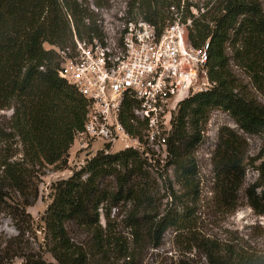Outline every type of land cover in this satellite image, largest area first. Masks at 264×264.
Returning <instances> with one entry per match:
<instances>
[{
	"label": "trees",
	"instance_id": "obj_1",
	"mask_svg": "<svg viewBox=\"0 0 264 264\" xmlns=\"http://www.w3.org/2000/svg\"><path fill=\"white\" fill-rule=\"evenodd\" d=\"M180 0H133L129 12L156 23L166 19L169 7ZM110 7V0H0V111H12L8 126L0 124V151H10L17 140L22 159L10 162L1 157L3 188L15 189L23 197L37 196L30 186L31 170L45 166H67L69 152L77 134L82 132L87 114V101L59 76L60 58L53 49H65L74 42V32L80 40L95 33L100 35V15L92 9ZM188 2L185 17L192 16ZM206 12L195 19L190 40L195 48L210 39L209 77L214 89L191 96L180 104L172 118L169 138L168 166L174 167L182 186L193 200H198L200 184L193 158L203 142V129L212 111L227 112L241 131L249 135H264V106L261 105L235 76L231 61L249 75L253 86L264 95V9L258 0H210ZM231 48L232 57L227 53ZM123 119L127 130L140 134ZM247 142L234 130L223 128L213 156L216 195L221 206L235 210L238 192L246 177ZM264 154V153H263ZM148 161L138 151L115 154L104 151L90 159L84 167L53 186V201L45 216V224L60 255L57 264H89L82 253L73 250L67 237L68 223L75 222L94 231L101 250L112 246L110 236L103 234L100 210L121 202L148 207ZM150 167V165L148 166ZM258 181L248 191L250 207L264 216V155L257 168ZM116 180V189H102L107 177ZM30 194V195H32ZM176 202L179 196L171 193ZM29 203H26L28 206ZM181 213L169 211L158 221L138 223L137 235L147 233L157 246L170 228L190 224L187 207ZM110 208L107 210V216ZM184 229V228H183ZM107 243V245H106ZM208 264H264V258H253L207 241L201 245ZM23 264H48L34 259Z\"/></svg>",
	"mask_w": 264,
	"mask_h": 264
},
{
	"label": "rangeland",
	"instance_id": "obj_2",
	"mask_svg": "<svg viewBox=\"0 0 264 264\" xmlns=\"http://www.w3.org/2000/svg\"><path fill=\"white\" fill-rule=\"evenodd\" d=\"M133 0H110V7L104 8L107 18L119 19L121 12L131 18L129 12ZM184 0H182L183 2ZM210 0H186L196 7H205ZM264 6V0H258ZM93 5L94 0H87ZM96 8V7H95ZM93 9V8H92ZM264 9V7H263ZM94 10V9H93ZM95 11V10H94ZM100 19H104L101 14ZM227 53L232 57L231 48ZM231 68L247 92L264 106V95L256 90L253 83L241 67L231 61ZM180 107V106H179ZM179 107L177 109L178 113ZM12 111H0V124L8 126ZM229 128L236 131L246 142V177L238 192V203L235 210L221 206L216 195V177L213 156L219 140L220 131ZM203 142L193 153L198 171L200 194L198 200L185 189L175 174L174 167L168 166L164 151H150L148 162L147 187L150 205L146 208L132 203L121 202L100 210V224L105 236L112 246L101 250V242L94 231L72 222L66 225L67 237L73 250L87 257L89 264H208L201 245L213 242L223 249H231L253 258H264V216L257 214L249 205L248 189L259 179L257 168L263 160L264 135H249L236 125L234 119L224 110L212 111L209 121L203 129ZM10 151H0V181L3 173L1 157L10 162L22 159L21 147L17 140L10 143ZM81 141L76 140L71 148L67 166H45L40 171L31 170L30 186L37 188V196L23 197L15 189L3 188L0 182V264H23L34 259L48 264H57L56 255L60 250L48 233L45 216L53 201V186L69 179L92 159L104 144L102 141L93 144V151H81ZM122 145L114 146L118 153ZM102 189L113 191L116 180L107 177L100 183ZM179 199L173 202L171 193ZM29 203L26 206V203ZM187 207L190 224L182 228H170L157 246V241L147 233L144 226L143 235H137L134 218L140 224L158 221L169 211L183 212ZM110 214L107 216V210ZM184 228V229H183ZM107 245V243H106ZM75 252V253H74Z\"/></svg>",
	"mask_w": 264,
	"mask_h": 264
},
{
	"label": "built area",
	"instance_id": "obj_3",
	"mask_svg": "<svg viewBox=\"0 0 264 264\" xmlns=\"http://www.w3.org/2000/svg\"><path fill=\"white\" fill-rule=\"evenodd\" d=\"M104 19L100 35L80 40L74 32L71 46L55 48L60 58L59 76L87 101L81 151H138L151 161L150 151L168 156L172 118L182 102L214 89L209 77L210 39L200 48L190 40L195 19L206 7L192 5V16L185 17L186 0L169 7L163 21L149 22L142 17L107 18L105 10L92 6ZM132 107L128 123L138 129L131 134L123 119ZM128 117V116H127Z\"/></svg>",
	"mask_w": 264,
	"mask_h": 264
}]
</instances>
